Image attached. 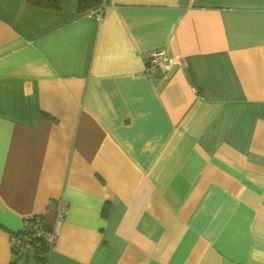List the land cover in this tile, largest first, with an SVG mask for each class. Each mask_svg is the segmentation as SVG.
<instances>
[{
	"label": "crops",
	"instance_id": "0c3cea01",
	"mask_svg": "<svg viewBox=\"0 0 264 264\" xmlns=\"http://www.w3.org/2000/svg\"><path fill=\"white\" fill-rule=\"evenodd\" d=\"M79 2L0 0V264H264V0Z\"/></svg>",
	"mask_w": 264,
	"mask_h": 264
},
{
	"label": "built area",
	"instance_id": "2783aa9c",
	"mask_svg": "<svg viewBox=\"0 0 264 264\" xmlns=\"http://www.w3.org/2000/svg\"><path fill=\"white\" fill-rule=\"evenodd\" d=\"M103 13V8L100 7L99 9H94L86 12V16L89 18H93L96 21H100ZM172 61L173 59L171 57H168L163 50H157L152 52L147 60H146V70H160L162 72L168 71L172 68ZM67 203L63 199V197H60L55 204V212H56V218H55V227L52 230V232L44 233L40 229L41 225V219L38 217L30 218L33 219V223L29 224L28 220L25 221L23 231H26L29 236L27 238L29 239H38L43 238L45 241L47 247L49 248L55 239V236L58 232V228L63 221L65 215L67 214ZM11 244L12 248H21L24 244V240L20 237L12 236L11 238Z\"/></svg>",
	"mask_w": 264,
	"mask_h": 264
},
{
	"label": "trees",
	"instance_id": "16d2710c",
	"mask_svg": "<svg viewBox=\"0 0 264 264\" xmlns=\"http://www.w3.org/2000/svg\"><path fill=\"white\" fill-rule=\"evenodd\" d=\"M30 4H32L35 7L42 8V9H49V10H60L63 4L64 0H27ZM103 0H80L79 2V10L81 12H88L90 10L99 9L102 7ZM33 219H29L28 223L32 224ZM40 229L47 233L48 230L43 227V225H40ZM12 236L20 237L24 240V244L21 248H13V256H14V264L19 261V259H22L23 257V251L26 250L28 247H32L34 250V258L37 262H44L45 260V252L47 250V245L43 238L38 239H29L27 238L29 234H27L26 231H22L17 234H13Z\"/></svg>",
	"mask_w": 264,
	"mask_h": 264
}]
</instances>
